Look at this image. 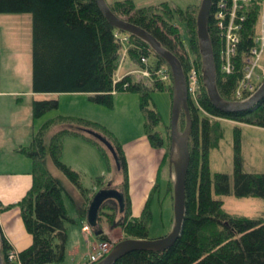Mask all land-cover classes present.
I'll return each mask as SVG.
<instances>
[{"label": "trees", "instance_id": "trees-1", "mask_svg": "<svg viewBox=\"0 0 264 264\" xmlns=\"http://www.w3.org/2000/svg\"><path fill=\"white\" fill-rule=\"evenodd\" d=\"M259 1L251 2L252 7L240 32L235 69L230 74L220 71L221 41L211 27L210 20L207 24L215 58L217 91L227 101L235 98L234 92L243 72L241 58L248 53L253 45L252 39L258 31ZM108 7L116 16L154 36L179 59L184 74L189 61L195 62L199 67L196 23L192 13L195 8L182 10L167 3L138 7L131 0H115ZM20 13L31 16L33 94L81 93L92 103L111 106L114 94L134 92L138 95L139 107L144 114L145 137L154 149L165 146L159 130L154 131L161 118L152 100V93L156 90L171 92V85L152 82L149 86L141 80L133 81L130 75L114 82L119 50L124 49L129 60L140 64V56L147 55L149 49L145 42L131 37L130 44L125 45L117 35V30L98 9L95 0H0V14ZM178 21L185 24L188 48L192 53H188L179 37L176 24ZM148 62L153 67L163 64L170 74L168 66L161 58L152 55ZM147 67L151 68L150 65ZM198 99L199 107L188 104L192 119L190 136L194 139V147L190 150L196 151L192 154L189 150L185 178V214L179 237L166 250L130 251L113 264H264V215L257 218L229 215L222 209V201L212 196V190L217 194H228L232 187L237 197L255 196L264 200V172L244 173L238 155L239 148L236 146L232 181L230 182L226 174L215 173L212 182L207 156L203 154L200 159L197 147V139L200 137L202 149L206 151L209 148L211 128L206 115L264 128V99L248 110L228 113L211 105L202 86ZM150 104L152 107L149 108ZM31 111L35 118L49 111H58V100H33ZM198 111H202L205 116ZM57 114L48 118L34 133L29 146L22 149L32 160V182L26 195L15 206L26 232L31 236V243L16 253L15 264H52L64 257V223L73 220L66 212L63 188L54 172L61 175L85 202L86 205L79 213L82 217L86 215V207L92 195L83 187L81 175L60 160L62 137L66 134L80 135L95 144L103 153L108 166L105 149L98 141L80 130L83 127L90 128L89 122L85 120L80 122L82 128L74 126L70 131L63 130L47 142L45 131L52 124L49 122L56 117H64ZM68 118L74 119L70 116ZM198 118L201 119L200 123ZM116 143L113 145L117 152V168L124 174L123 179H126V161L120 143ZM101 181V176L95 179V183ZM124 184H127L126 180ZM122 193L125 213L119 223L121 229L128 237L147 238L151 216L150 195L140 214L129 217L130 200L124 191ZM7 208L8 206L0 205V212ZM98 236L101 241L107 240L105 234ZM0 250L5 260L8 251H13L2 235Z\"/></svg>", "mask_w": 264, "mask_h": 264}, {"label": "rangeland", "instance_id": "rangeland-1", "mask_svg": "<svg viewBox=\"0 0 264 264\" xmlns=\"http://www.w3.org/2000/svg\"><path fill=\"white\" fill-rule=\"evenodd\" d=\"M106 4L114 2L115 0H104ZM135 6H148L158 5L161 3H167L171 6H176L182 10L190 8L193 9L194 19L199 9L201 0H131ZM197 7V8H196ZM11 16V17H7ZM177 32L181 37L183 45L188 48V34L186 32L185 24L182 21L176 22ZM31 16L27 13L20 14H0V59L4 58L5 66L3 70L10 69L8 65L15 64V55L19 57L23 63L25 74L22 72L20 77H17L21 89L27 88V69L28 63L30 64V103L32 97H39L38 100H58V111H49L44 113L40 117L31 118V129L37 131L48 118L53 117L55 114L64 116L56 117L49 122L47 130L45 131V138L47 142L54 139L58 133L63 130L70 131L75 127L82 128L83 120L89 122L90 128L93 131L101 133L112 144L116 142L121 144H132V150L141 148L137 143L144 134V114L139 107L138 95L134 92H122L113 95L111 106H104L92 103L87 99L85 94L81 93H67V94H36L31 93ZM194 58V55L192 54ZM264 65V53H262L259 66ZM22 69V67H21ZM134 61L129 60L125 54L124 49H120L118 53V59L116 61V69L114 73V82H119L123 79L124 75L131 74L133 81L138 82L141 78L135 72ZM6 73V72H4ZM18 83L11 82L6 77H0V89L1 90H14ZM170 93V94H169ZM24 101L27 102V94L24 95ZM152 100L156 109L159 112L161 122L155 126L154 131L159 130V134L165 140V146L154 149L151 147L147 140V145L144 150L153 149L155 156L153 161L148 164L152 172L154 171L153 181L151 183L150 195V212L151 216L148 223V239H157L165 236L171 229L173 222V173L168 168V154H169V121H170V105H171V92L168 90L154 91L152 93ZM189 102V101H188ZM152 107L151 104L149 108ZM199 114L205 116L202 111H198ZM180 114L178 120V128L180 131L184 129L185 117ZM74 118L73 120L68 118ZM209 120V128H211L209 136V148L204 151L202 144L200 143V137L197 139V147L199 151L200 159L201 155L207 156L208 168L210 172V178L213 182L215 173H223L229 176L230 182L232 181V174L234 169L235 160V147L239 148V158L241 161V169L244 173H262L264 172V128L256 127L244 123H237L228 119L217 118L213 116H207ZM77 119V120H76ZM192 121V119H191ZM81 122V123H80ZM198 122L201 119L198 118ZM30 130V136H28L25 130L21 137H24L25 142L21 144L25 147L28 146L29 140L33 137V131ZM34 131V132H35ZM152 131V129H151ZM200 132V128L198 133ZM145 135V134H144ZM6 134H0L4 138ZM72 134H66L61 139V160L77 170L82 176V185L86 188H91L93 182L98 176H104L100 183H95L94 188H115L120 192H125L128 196V177H127V162H126V179H123L124 174L115 166L110 152L104 150L108 159L107 163L103 153L96 147L95 144L86 145L81 144L77 137H72ZM17 136H13V142L10 140H0V171H22L28 170L30 176L32 173V160L26 157V154L20 156V162L17 161L18 155L11 156V152L14 148V143L17 141ZM147 139V137H146ZM191 144L194 139L190 136ZM193 139V140H192ZM212 139V140H211ZM31 141V140H30ZM90 143V142H89ZM140 143V142H139ZM134 144H137L134 147ZM167 148V149H166ZM122 149V146H121ZM237 150V149H236ZM124 155V152L122 150ZM10 155V156H9ZM136 162V161H134ZM203 162V159L202 161ZM5 164V166H4ZM151 165V166H150ZM109 169V170H108ZM147 169V168H146ZM143 171V169L141 170ZM32 179V176H31ZM127 184H124V181ZM136 184H141L137 182ZM231 186V184H230ZM29 190V189H28ZM91 193V191H89ZM65 198L69 201L68 212L74 217L75 222L68 224L67 227V241L65 244L64 257L61 261L52 264H81L86 263L89 254L93 253L94 249L101 240L99 236L95 235V232L99 229L106 230L105 235L109 245L132 238L123 232L120 227V221L124 216L118 213V202L113 199L104 201L99 209V215L97 224L94 228L90 226V232L83 231V224H87L85 217L80 218L75 210V204L71 197L66 195L65 191H62ZM25 194H21L20 198L16 202L18 203ZM212 196L215 199L222 201V209L229 215L257 218L264 215V200L255 196L251 197H237L232 187L228 194H217L212 190ZM147 197V198H148ZM146 198V200H147ZM67 201V202H68ZM14 203L12 205L2 202L0 205L8 206L7 210H17V206ZM130 206V205H129ZM144 207V206H143ZM130 209V207H129ZM143 209V208H142ZM111 214V215H110ZM140 214V213H139ZM18 215L20 213L18 211ZM131 216V213L129 214ZM21 218V217H20ZM127 218V217H126ZM104 234V233H103ZM103 241V240H102ZM1 259L3 264H15L17 257L15 251H8L6 260L3 258L1 252ZM14 262V263H13Z\"/></svg>", "mask_w": 264, "mask_h": 264}, {"label": "water", "instance_id": "water-1", "mask_svg": "<svg viewBox=\"0 0 264 264\" xmlns=\"http://www.w3.org/2000/svg\"><path fill=\"white\" fill-rule=\"evenodd\" d=\"M95 3L107 20L115 29L126 32L145 42L153 53L161 58L169 67L172 76L170 121H169V154L168 168L173 173V222L170 231L163 237L157 239H123L112 246L110 252L96 264H113L125 253L134 250L163 251L171 247L180 235L185 214V178L189 164L188 139L192 128V121L187 103L185 76L179 59L169 50L164 48L158 40L146 30L134 25L127 20L113 14L104 0H95ZM211 0H201L196 14V35L198 52L201 59V79L207 97L211 105L221 112L245 111L255 107L264 99V80L258 89L247 99L242 101H227L223 99L216 87V65L212 49L211 38L208 33L207 24L209 20ZM185 117V126L182 131L178 128L180 114ZM85 132L101 142L112 154L117 163V155L111 143L101 134L85 129ZM107 198H115L122 208L123 194L113 189H99L92 196L87 210L86 219L88 224L96 226L97 212L102 202ZM103 232L99 229L95 235ZM0 264H3L0 251Z\"/></svg>", "mask_w": 264, "mask_h": 264}, {"label": "crops", "instance_id": "crops-1", "mask_svg": "<svg viewBox=\"0 0 264 264\" xmlns=\"http://www.w3.org/2000/svg\"><path fill=\"white\" fill-rule=\"evenodd\" d=\"M7 17L9 18L11 16H7ZM14 58H15L14 63H16V65L15 64L8 65L10 69H8L7 71L3 70L2 68L6 64L4 61V58L0 59V77L6 76L11 80V82L18 83L14 90L8 91V90L0 89V134L1 133L6 134V136L4 138L1 137L0 140L12 141L13 136L18 137L17 141H15V143L13 144L14 148L10 155L11 156L18 155L17 161L20 162V156L22 157L23 154H25L23 151H20L21 147H25L21 145V144H24L25 142L24 137H21V135H23L26 130L28 136H30V130H32L31 129V118H32L31 103L32 102L30 103V100H29L30 64L28 63V69H27V74H26L27 88L26 90L21 89L22 87L20 86L19 81L17 80V77H20L22 72L25 74V70H24V67L22 66L23 63L19 59L18 55L17 56L15 55ZM25 94L28 95L26 96L27 102L24 101ZM33 95H36V94H32V96ZM32 98H33L32 99L33 101V100H38L39 97L38 98L32 97ZM80 130L82 131L84 129H80ZM34 131H33V134L37 132V131L35 132ZM72 137H77L75 139H78L81 144H86L90 146L92 145V143H89L87 140L82 138L80 135H74ZM30 140H29L28 146L31 142ZM139 142L137 144L141 148L135 149V150H132L131 147H128V146H132V144H121L122 150L124 152V157L128 165L127 167V177H128L127 191H128V196L130 200V213L132 217L138 216L143 206L145 205L146 198L148 197V194L151 191L150 186H151V183L153 181V176H154V171L152 172L148 164L153 161L152 159L155 156V153L153 152V149L151 148L148 150H144V147L148 146L147 139L144 134H143V137L140 138ZM137 144H134V147ZM0 155H3V154L0 153ZM26 157L29 158V156H26ZM1 163L2 162L0 161V166H1ZM142 169L143 171H141ZM15 172L16 173L12 171H0V204L2 202H5L7 204H10V203L14 204L16 200L18 201L21 194H25L31 186L32 179H31V176L28 170L23 169L22 171H15ZM54 173L56 177L59 179L61 186L63 190L65 191L66 195L70 196L72 201L74 202L75 210L78 216L80 218H84L80 216L79 211H82L84 205H86L85 202L82 201V199L80 198L76 190L61 175H59L57 172H54ZM102 178L104 179V176ZM137 182L141 184L138 185L136 184ZM94 184L95 183L93 182L90 189L85 187L86 189L91 191V195L94 194L97 190H99L98 187L94 188L95 186ZM63 197H64V205L66 208V212L69 215V217L73 220V221H68L64 223L65 230L67 232L66 226L70 223H74L75 220H74V217L71 216V214L68 212L69 201L65 198L64 195ZM118 213L124 216V213H125L124 202H123L122 208L119 205ZM96 216H97L96 218L98 219V216H100L99 210ZM85 220H86V217H85ZM96 224H97V220H96ZM0 232L2 236L6 239V241L9 243L12 250L15 251V253L28 247L31 243V236L26 232L23 226V223H22V219L18 215V211L15 209L0 212ZM105 232L107 233L106 230H103L104 234ZM66 241H67V234H66V240L64 243V251H65ZM81 264H87V262L86 263L84 262Z\"/></svg>", "mask_w": 264, "mask_h": 264}, {"label": "built area", "instance_id": "built-area-1", "mask_svg": "<svg viewBox=\"0 0 264 264\" xmlns=\"http://www.w3.org/2000/svg\"><path fill=\"white\" fill-rule=\"evenodd\" d=\"M253 0H212L210 10L211 27L221 41L219 50V68L223 74H230L235 69L236 54L240 40V32L246 22ZM259 4L258 32L253 37V45L248 53L241 58L242 76L235 89L236 100H242L250 96L264 78V65L259 66L262 53H264V0ZM129 41V37H123ZM149 52V49H147ZM149 54V53H148ZM148 55L140 56L139 68L135 71L145 82H170L168 71L162 67L148 68L146 66ZM141 65H144L141 67ZM186 90L189 102L199 107L200 71L191 61L186 72ZM83 231L88 233L87 225ZM111 245L108 242H100L89 255V263L93 264L101 260L109 252Z\"/></svg>", "mask_w": 264, "mask_h": 264}, {"label": "flooded vegetation", "instance_id": "flooded-vegetation-1", "mask_svg": "<svg viewBox=\"0 0 264 264\" xmlns=\"http://www.w3.org/2000/svg\"><path fill=\"white\" fill-rule=\"evenodd\" d=\"M192 129V128H191ZM189 137H190V135H189ZM115 147V146H114ZM194 147V145L193 144H191V140L190 139H188V149L190 150V149H192ZM105 149V148H104ZM105 150H107V149H105ZM114 150H115V153H116V155H117V152H116V148H114ZM108 151V150H107ZM191 151V150H190ZM196 150H192L191 152H192V154H194V152H195ZM110 155L112 156V154L110 153ZM113 158V157H112ZM125 158V157H124ZM126 161V160H125ZM107 190V189H106ZM113 190H116V189H113ZM108 199H113V200H116L115 198H107V199H105L104 201H107ZM103 201V202H104ZM102 202V203H103Z\"/></svg>", "mask_w": 264, "mask_h": 264}]
</instances>
